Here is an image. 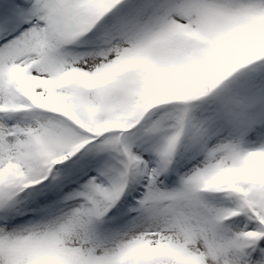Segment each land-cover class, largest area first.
I'll return each mask as SVG.
<instances>
[{
	"label": "snow or ice",
	"instance_id": "6c2138e0",
	"mask_svg": "<svg viewBox=\"0 0 264 264\" xmlns=\"http://www.w3.org/2000/svg\"><path fill=\"white\" fill-rule=\"evenodd\" d=\"M0 264H264V0H0Z\"/></svg>",
	"mask_w": 264,
	"mask_h": 264
}]
</instances>
